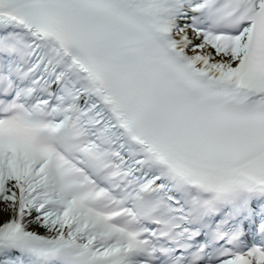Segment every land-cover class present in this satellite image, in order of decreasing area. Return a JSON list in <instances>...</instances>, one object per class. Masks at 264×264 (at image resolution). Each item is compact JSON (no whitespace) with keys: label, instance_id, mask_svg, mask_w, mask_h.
<instances>
[{"label":"snow or ice","instance_id":"6c2138e0","mask_svg":"<svg viewBox=\"0 0 264 264\" xmlns=\"http://www.w3.org/2000/svg\"><path fill=\"white\" fill-rule=\"evenodd\" d=\"M0 213V264H264V0H0Z\"/></svg>","mask_w":264,"mask_h":264},{"label":"bare ground","instance_id":"6f19581e","mask_svg":"<svg viewBox=\"0 0 264 264\" xmlns=\"http://www.w3.org/2000/svg\"><path fill=\"white\" fill-rule=\"evenodd\" d=\"M8 214L7 213H0V221H3L7 219ZM35 227V226H33ZM39 231L43 232V229H38Z\"/></svg>","mask_w":264,"mask_h":264}]
</instances>
